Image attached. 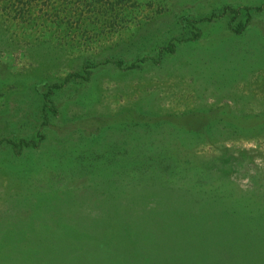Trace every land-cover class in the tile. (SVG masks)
Here are the masks:
<instances>
[{"label":"rangeland","instance_id":"1","mask_svg":"<svg viewBox=\"0 0 264 264\" xmlns=\"http://www.w3.org/2000/svg\"><path fill=\"white\" fill-rule=\"evenodd\" d=\"M137 263L264 264V0H0V264Z\"/></svg>","mask_w":264,"mask_h":264},{"label":"trees","instance_id":"2","mask_svg":"<svg viewBox=\"0 0 264 264\" xmlns=\"http://www.w3.org/2000/svg\"><path fill=\"white\" fill-rule=\"evenodd\" d=\"M210 20H211V19H210ZM241 31H242V28L238 30V32H241ZM197 37H198V36H197ZM117 64L120 66V65H121V62H119V63H117ZM133 67H134V66H133ZM73 77H81V78H85V77L81 76L80 74L71 75V76L69 75L68 78L66 79V81L70 80V79L73 78ZM86 79H88V77H86ZM60 88H62V86L59 85V84H56V85H54L53 87H51V88L49 89L48 93L46 94V99L48 100V102H52V100H51V96L54 95L55 89H60ZM52 110L56 113V108L53 107ZM4 142H5V143H8V144H12L13 146H15V147H20V148H21V147H27V146H30V143H27V142L13 143V142L8 141V140H6V141H4ZM110 220H111V218H110ZM141 252H142V249H141V250H139V249L135 250V256H136L137 258H139V259L142 258ZM138 263H139V260H138ZM138 263H137V264H138Z\"/></svg>","mask_w":264,"mask_h":264}]
</instances>
